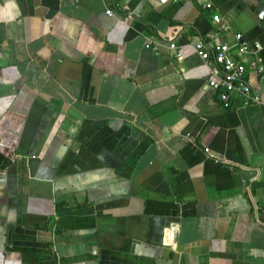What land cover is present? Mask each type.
<instances>
[{"label": "crops", "instance_id": "1", "mask_svg": "<svg viewBox=\"0 0 264 264\" xmlns=\"http://www.w3.org/2000/svg\"><path fill=\"white\" fill-rule=\"evenodd\" d=\"M237 34L264 0H0V264H264V98L193 49Z\"/></svg>", "mask_w": 264, "mask_h": 264}, {"label": "built area", "instance_id": "2", "mask_svg": "<svg viewBox=\"0 0 264 264\" xmlns=\"http://www.w3.org/2000/svg\"><path fill=\"white\" fill-rule=\"evenodd\" d=\"M110 15V11H106ZM214 22H219L218 17H214ZM168 48L175 52V57L181 60L183 57L178 52L174 43H170ZM193 49L198 57L206 64L213 61L209 87L215 93L217 100L228 106L234 101H240L247 105L260 104L264 98V86L254 89L247 80L248 70H255L257 74H264V60L261 55L262 47L255 43L249 45L237 34L232 44H217L209 47L201 42H196ZM252 55L249 60L246 58ZM264 82V80H263Z\"/></svg>", "mask_w": 264, "mask_h": 264}, {"label": "trees", "instance_id": "3", "mask_svg": "<svg viewBox=\"0 0 264 264\" xmlns=\"http://www.w3.org/2000/svg\"><path fill=\"white\" fill-rule=\"evenodd\" d=\"M262 57H263V59H264V53H262Z\"/></svg>", "mask_w": 264, "mask_h": 264}]
</instances>
